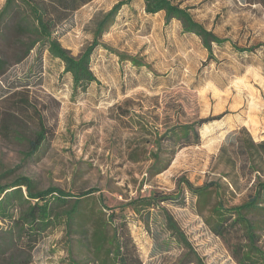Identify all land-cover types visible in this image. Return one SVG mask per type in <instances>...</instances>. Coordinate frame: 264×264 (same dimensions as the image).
I'll return each instance as SVG.
<instances>
[{
	"label": "rangeland",
	"instance_id": "obj_1",
	"mask_svg": "<svg viewBox=\"0 0 264 264\" xmlns=\"http://www.w3.org/2000/svg\"><path fill=\"white\" fill-rule=\"evenodd\" d=\"M118 1H89L58 24L53 35L77 56L91 42L96 21ZM180 1L207 28L229 39L214 45L215 60L206 61L200 39L183 32L178 21L165 24L163 11L146 13L143 0H132L120 8L91 56L99 82L76 95L63 63L47 50L35 47L16 62L13 21L2 27L0 184L25 175L36 190L55 186L77 193L95 188L94 202L117 209L152 191L171 194L174 198L159 206L177 221L203 263L238 264L198 213L196 196L183 185L178 188L177 179L217 183L227 205L244 201L257 178L264 179V160L254 156L252 164L240 148L249 139H264V7L246 0ZM4 2L0 0V9ZM233 44L257 47L237 52ZM115 51L145 65L121 60ZM23 99L27 109L21 107ZM206 117L213 118L196 125L197 143L180 146L168 140L172 127ZM40 118L52 134L26 156ZM159 137L161 146L156 144ZM155 155L158 165L171 159L152 174ZM125 213L142 264L178 262L183 249L169 237L157 208L149 228L130 209ZM0 226L6 227L2 221ZM81 239L63 225L49 228L28 264H70L71 257L90 264ZM10 256L18 257L19 251L11 247L0 255V264Z\"/></svg>",
	"mask_w": 264,
	"mask_h": 264
},
{
	"label": "trees",
	"instance_id": "obj_2",
	"mask_svg": "<svg viewBox=\"0 0 264 264\" xmlns=\"http://www.w3.org/2000/svg\"><path fill=\"white\" fill-rule=\"evenodd\" d=\"M89 1L5 0L0 9V31L2 27H7L9 20L13 21L16 62L25 58L35 47L47 50L50 56L63 63V71L70 74L74 95L85 92L92 82H99L91 70V56L96 47L101 45V36L112 25L120 8L132 0H119L106 11L95 23L91 42L74 56L61 45L53 32L58 24ZM246 1L260 3L264 7V0ZM143 9L149 14L163 11L165 24L176 20L183 32L196 35L207 51L206 61L215 60L214 45L222 46L229 41L198 21L189 6L182 5L180 0H143ZM256 47L233 44L237 52H250ZM115 52L121 60L127 59L138 67L145 65L135 57ZM4 63L5 60L0 58V67ZM23 102L25 104L21 107L27 109L28 101L23 99ZM29 106L36 112L33 104ZM212 118H200L196 123L186 122L179 127H172L167 135L168 140L173 142L174 139V142H180V146L197 143L199 133L196 125L207 123ZM51 134L40 118L34 138L29 140L30 151L26 156L34 153ZM156 144L161 146L160 137ZM240 148L250 163H255L254 156L258 161L264 160V139L258 142L249 139L242 142ZM153 158L152 174L161 172L171 159L169 157L158 165L159 156ZM182 185L196 196L198 213L204 216L209 229L227 244L238 264H264V179L258 177L253 191L244 201L235 205H227L221 200L217 183L194 185L180 176L177 187L182 188ZM96 190L90 188L71 193L55 186L36 190L31 179L25 175L0 184V221L6 226H0L3 231L0 235V255L11 247L19 251V256H10L6 264H28L29 255L46 230L58 225H63L66 232L74 230L80 234L90 264H142L130 232L125 213L127 208L137 214L148 228L153 210L157 208L169 237L174 238L183 249L175 264H204L177 221L164 207L159 206L161 202L174 198L171 194L152 191L148 195L131 198L117 209L94 202L92 193ZM68 248L71 249L70 246ZM70 264L78 262L71 257Z\"/></svg>",
	"mask_w": 264,
	"mask_h": 264
}]
</instances>
